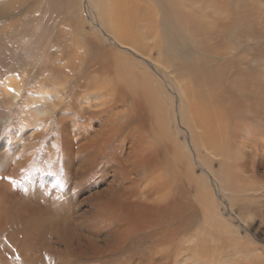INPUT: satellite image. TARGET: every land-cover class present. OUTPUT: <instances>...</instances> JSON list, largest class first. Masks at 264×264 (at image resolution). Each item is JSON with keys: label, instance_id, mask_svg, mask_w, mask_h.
Segmentation results:
<instances>
[{"label": "bare ground", "instance_id": "bare-ground-1", "mask_svg": "<svg viewBox=\"0 0 264 264\" xmlns=\"http://www.w3.org/2000/svg\"><path fill=\"white\" fill-rule=\"evenodd\" d=\"M87 1L94 9L95 18L100 24L99 27L103 28L117 39H121V36H124L128 37L125 39L133 42L135 40V36L133 35L135 31H138L141 32L145 38L148 37V39L154 41L155 35H152V33L157 26L156 23L151 24V21H154L152 18L156 19V17H159V22L162 26L161 32L165 42L164 52L167 55L165 63H167L169 67H172L173 70L176 71V74H191L194 84L198 87H206L207 85L214 84L217 79L219 83V81L223 80L222 73H220L221 69L224 67L230 69L233 76L229 75L227 80L222 81L221 86L223 87L224 85L225 89L221 90V93H219L217 89H214L215 84L209 87L211 90L209 92H207L206 88L204 89V101L213 99L212 102L199 105V99L202 98V95L199 99L196 95L195 102L192 100L193 108H191L192 113H194V122L196 124L198 122L197 126L202 131V135L208 133L210 140H213L210 146V152L213 153V155H218L219 151L222 149H225L223 151L224 153H226V150L231 151L235 143V140L232 139L233 137H230V135L226 133V129H222L224 127L225 118L230 113H235L236 116H239V114H244L248 111L252 121L257 124V128L264 124V114L261 105V102H264L263 96L261 95V91L264 88V0H155L159 7V10L157 9L156 12L147 7V4H143L140 0ZM170 4L172 5V9H170ZM184 5L186 9H184L185 12L181 13V18H179L181 20H179L175 18L177 13H175V15L172 10L181 11L179 7L183 8ZM11 10L12 0H0V19L6 18L8 15L7 13ZM182 17L189 19L191 24L188 20L186 23L190 25L194 22L201 25L200 28L198 27L200 30H194V32L200 35L204 34V38H207L205 41L206 44L201 47L197 41L195 42V40L191 38H181L174 35V29L175 27L177 28V24L185 22L182 21ZM176 19L178 20L176 21ZM3 21L4 22L0 25V33L6 29V35L4 36L2 34L3 37H1L0 34V49L4 53L1 60L4 62L6 61L5 64L7 65L9 46L6 44L7 40L5 38L12 22ZM141 22L149 23L150 27L148 29H145L148 26L145 28L143 27L144 30L139 28V23ZM233 30H241L245 34V37H247L246 41L239 43L241 46L250 49L249 54L243 57V60L229 55H222L225 50L222 43L223 37L226 33L233 34ZM115 31L121 36L119 35L120 37H116L114 34ZM189 34L188 32V35ZM99 39L101 38L99 37ZM100 41L105 42L103 39ZM96 45L93 38L86 39L83 59L73 50L71 57L64 60L63 66L58 62L60 56H55L53 63L50 65V70L53 75L49 79V82L52 83L51 90H48L50 93L43 87L40 89L39 83L43 82V79L37 78L36 74L33 73L26 72L24 76V85L31 84L35 88V91L29 94L23 91L24 85L22 86L21 81L15 79L13 76L6 77L4 82L0 83V104L2 105L0 106V108L2 107L0 109V126H2L5 119L8 118L11 106L19 101L20 117H18V121L27 123L28 125H35L33 133L27 141H20L13 149L3 152L0 156V229L3 228L4 225H9L8 227H10L11 230L7 233V240L21 250V252L18 253L21 258V264H43V262H41L42 256L39 249L46 241L48 234L51 235L58 246H62V249L59 248L57 251V257L62 264H86L92 259L101 258L114 251L119 252L124 249L126 253H129V251L125 249L129 247L131 249L136 247L134 249L135 252H137V250L139 252L137 245L145 236H155L162 246L163 242L166 243L167 240L173 238L175 232L188 229V226L191 224L190 222H192L186 220V217L192 214L187 211L189 216H187V214L185 215V213H187L185 209L189 205L188 197L182 196L176 199L172 196H164L168 188L167 185L170 183L167 185L165 184V190L162 188L164 194L161 197H155L160 199L158 202L156 199L155 201L157 203L153 202V204H158L160 202L159 206H149L148 204H152V201L146 204L144 197H141V189L143 188L139 187L138 184L134 182V179L135 177L144 175V170H142V168L146 169L143 179L149 181L153 186L152 188L157 189L160 187V182L161 185L165 183L164 177L160 174L161 172L157 170L162 167L156 165L157 152L160 153L161 147H163L164 151H167V146H153V154H149L152 156L153 161L143 160V162H152L153 168L155 169L149 168L151 171H148V166L150 167L151 165L147 166L148 163H144L146 167L141 166L143 163H140L139 160V152L141 149L139 148V142L142 140L141 135L140 137L138 136L139 129L143 127L145 121H149V119H151L150 121L159 119L158 109L160 110L161 105L148 83V90L146 89L145 92L143 91L146 83L145 80L149 78L147 72L133 69L131 66L127 65L126 62H122L123 58L121 59L119 56L105 49H100ZM206 47L208 52H214L216 54V59L219 58L221 63L219 61L212 62L211 60H203L200 57V54L205 51ZM140 57H142V55L139 56V58ZM144 62L146 61L144 60ZM241 64L243 65L241 66ZM217 69L219 74H215L218 73ZM211 72L214 74H211ZM214 75H218L216 80L213 79ZM92 76H95V78ZM71 77L73 78V84H71ZM66 80H69V84L65 89L62 88L64 91L62 92V89H60L57 83ZM79 80H81L82 84L85 82L86 86L101 85L102 94L105 95L107 103L100 101L97 104L102 106L98 108L95 107V110H84V107H81L78 102V94L80 93L79 88L81 87V85H79ZM103 84L108 85L104 86ZM232 85L241 91L239 95L238 93L235 94V92H238L236 89L231 90L226 87ZM50 95H53V98H50ZM228 96H233V105L230 103L225 104L226 101L224 102V99ZM97 97L99 98V96ZM83 99H85V97ZM101 114H104L102 115V119H98L102 122V125L97 129L91 117L95 118V116H100ZM177 118H179V116ZM228 118H230V116H228ZM52 119L54 123L57 124L59 131L58 135L61 137L58 142L62 140L64 147L63 158L60 155V167L63 165V168H61V180L58 186L46 182L44 176L41 177L42 175L38 172L31 173L28 167L29 162L33 161L32 167H35V169L38 166L49 168L55 155L58 154L60 147L59 143L58 146L55 147L54 145L56 143L52 144L50 142H44V144L38 146V143L42 141L40 140L41 136L47 132V128L51 125ZM67 121H69V127L67 126ZM109 121H111L113 127L109 125ZM22 127L25 128V126ZM118 129H120L121 135L122 132H126L124 135L126 140L128 138L130 139V145L127 148L124 146V140L115 141L116 131ZM30 132H32V130H30ZM23 135L24 134L21 135L20 139ZM18 140H16V142H18ZM254 142L256 143L255 140ZM204 143L207 144L205 140ZM141 145L142 143H140V146ZM200 146L202 145H199V147ZM242 146L246 145L242 144ZM21 147H25V151L23 149L24 156L22 155V158L20 156L21 161L19 162L14 160L10 153L20 150ZM75 147L77 150H75ZM141 150L142 153H144L143 149ZM121 152L124 154L126 153V156L124 157ZM167 152H169V150ZM250 154L248 157L245 155L241 161L238 162V167L241 168L242 172L248 173L246 178L249 177L252 179L255 173H253L254 171L252 172L254 164L251 159L252 155L250 157ZM165 155H167V153ZM226 157L227 156L223 154L221 160ZM230 158L232 157L230 156ZM164 159L162 161H165V164L169 163L168 167L173 172L171 174L174 180L183 177L184 180L190 183L194 182L195 177L187 176L185 174L186 171L184 172L182 170V167H184L182 166V161L179 162L178 159H175L176 162H174L171 156H169V161ZM111 161L114 162L115 170L112 180L106 182L105 188L101 191L90 193V195L83 199L87 204V210L75 213L73 211L74 203L73 200H71L74 196V191L77 189L80 193L84 192L83 185L85 184V186H87V175L90 173L98 175L101 181H106V174L108 173L106 167ZM219 163L223 166V171L220 173L222 176L220 177L226 184L228 181L230 182L232 180V175L227 171L225 165H223L221 161H219ZM23 168H27V170L24 171ZM188 168L190 169V166ZM262 173L264 174V171H262ZM170 176L171 175L168 177ZM9 178L12 179V185L5 182V180ZM122 178L125 182L122 181ZM169 180L171 181V179ZM195 182L194 185H196ZM126 183L129 184L126 185ZM180 183H182V180ZM198 183H200V180ZM174 184L176 183L174 182ZM19 185H22L21 191L23 195L16 189ZM183 185L186 184L183 182ZM169 186L172 187V184ZM148 187L145 188L144 191L151 186ZM176 187L178 188V186ZM152 188L150 189L152 190ZM185 189H187V187ZM172 190L169 189L167 192ZM182 193L184 192L182 191ZM197 195L200 197L202 193L197 190ZM75 197H77V195ZM201 197L200 200H202ZM145 198L147 199L149 197ZM259 202L261 203V201ZM192 205L193 204L189 206ZM255 206H257L255 207V209H257V215L264 213V204ZM196 213L194 214L195 218ZM206 216L210 215L207 213ZM190 218L191 217L187 219ZM194 219H192L193 222L195 221ZM205 220L209 221L210 219H206L205 217ZM222 220L218 221L220 225L216 224L218 226L217 231L224 232V234H220L221 236L219 235L218 237V240H221L219 241L221 244L218 246L219 250H221L224 245V249L228 248L231 238L237 235L235 234L236 232L230 233L231 224L224 219ZM221 222H223L224 225H222ZM261 223H264V218H262ZM74 224L77 225V228L84 226L85 231L80 232L78 229H73ZM150 226H154L156 231H152L149 234H140L142 230ZM213 227L215 226H212V228ZM130 235H134L133 240L129 239ZM211 235L214 236V234ZM227 235H232V237L230 238V236L228 237ZM207 236H210V234L206 235V237ZM178 241H180V239ZM198 242L200 245L199 240ZM221 242H223V244ZM202 243L203 242H201V244ZM233 244L236 245L234 242ZM155 245L158 246V244ZM204 245L205 244L198 249L200 254L202 252L205 254L208 249H211H207ZM248 245H250V243ZM229 248L231 251L233 250L232 246ZM162 251H159V253L166 254L165 251V253ZM197 252H192V254H197ZM209 253H211V251ZM210 255L211 254L208 256ZM228 262L229 260L225 264H228ZM1 263H3V261H1ZM152 264L154 263L152 262Z\"/></svg>", "mask_w": 264, "mask_h": 264}, {"label": "rangeland", "instance_id": "rangeland-1", "mask_svg": "<svg viewBox=\"0 0 264 264\" xmlns=\"http://www.w3.org/2000/svg\"><path fill=\"white\" fill-rule=\"evenodd\" d=\"M140 1L145 5L147 4L146 6L155 12L159 8L155 0ZM170 6V9H172L171 4ZM179 8L181 9V11H176L174 9L172 10L174 14L177 13V15L175 14V18L178 19L181 18L180 15L181 13L185 12L184 9H186V7L184 5L183 8ZM7 14L8 15L6 18L0 19V25L2 24V22H4L3 20H5V22H12L11 27H9L10 29L8 28L9 32L7 33V36L5 38L7 40L6 44L9 46V52L7 53V55H9V58L7 65L5 64L6 61L4 62L1 60V58L4 56V53L0 49V83L4 82L6 77L13 76L15 79L20 80L23 86L24 76L26 72L33 73L36 74L37 78L43 79V82L39 83L40 89L43 87L47 92L50 93V91L48 90H51L52 83L49 82V79L53 76L50 70V65L53 63L55 56H60V60L58 59V62L61 66H63L64 60L71 57L73 50H75L76 53H78V56L83 59V54H85V40L89 38H93L95 40V43L97 44L96 46L98 48L105 49L106 51H110L112 54L119 56L121 59L123 58L122 62H126V64L131 66L133 69H138L149 74V78L145 80L146 83L144 85L143 91L145 92L146 89L148 90L147 85L149 84V87H151L154 91V95L156 94V98L161 106L160 110L158 109L159 119H156L154 121L152 120L153 122L150 121L151 119H149V121H145L143 127H140L141 129H139L138 136L140 137L141 135L142 138L141 142H139V148L143 149L144 153H142V150L140 149V158H138L140 160V163H143L141 164V166H145V164H147L148 162H143V160L153 161L152 156H150L149 154H153V148L156 147V145L167 146V151L169 150V152L164 151L163 147L160 148V153L157 152L158 156L156 165L162 167L161 169L157 170L161 172L160 174L164 177L165 183L164 185H161L160 182V187H158L159 189L152 188L153 186L151 185V183L146 179H143L146 170L144 168H142V170H144V175L141 177H135L134 182H136L139 187L143 188L141 189V197H144L146 204L152 201V204H148L149 206H159L160 202L158 204L156 203L160 198L158 199L155 197H161L164 194L165 184L167 185L168 183L172 184L173 188L169 186V184L167 185V189L173 190L167 192L168 190L166 189V195H164L165 197L172 196L176 199H179L182 196L188 197L189 205L193 204L192 206L188 205V209L187 207L185 209V212L188 211L190 214H192L189 216L188 212L185 213V215L187 214V216L191 217L190 219H187L189 217L185 216L186 220L192 221L190 222L191 224L190 226H188V229L182 230L180 232H175L179 235L174 233L173 238L171 240H167L166 243L163 242L162 246L157 241V238L155 236H145L137 245L139 252L138 250L137 252H135L134 249L136 247L133 249L129 247L125 248L127 251H129V253H126L124 249L119 252L114 251L101 258L92 259L86 264H152V262L154 264H225L228 260V264H235L236 261H238L236 262V264H264V223H261L262 218H264V213H260L259 215H257V209H255V207H257L255 205L264 204V174L262 173V171H264V124H262L261 122V127L257 128V124L252 121L251 115L248 111L244 114H239V116H236L235 113H230L229 115L227 114L228 116H230V118L226 116L224 127L222 129H226V133H228L230 137H233L232 139L235 140L234 145L237 147L233 145L231 151L226 150V153H224L223 151L225 149H222L219 151L218 155H213V153L210 152V146L213 140H210V138L208 137V133L202 135V131L197 126L198 122L197 124L194 122V113H192V100L195 102L196 95L198 96V99L202 95V98L200 99L201 101H204L205 98L203 97V94H205V88L207 92H209L211 91L209 87L215 84L214 89H217L219 93H221V90L225 89L224 85V88L221 86L222 81L227 80L229 75L233 76V73L230 72L229 68L224 67L221 69L220 73H222L223 80L219 81L218 83V79L216 80L218 75H214L213 79L216 80L217 83L215 82L214 84L207 85L206 87L196 86L193 82L191 74H176V71H174L172 67H169L167 63H165L167 55L164 52L165 42L163 39L164 36L161 32L162 26L159 22V17H156V19L152 18V20L154 21H151V24L156 23L157 26L152 33V35H155L154 41L152 39H148V37L145 38L144 35L141 34V32L135 31L133 35L135 36V40L132 42L131 40L125 39L128 37L121 36L115 31L114 34L116 37H118L119 35L121 36V39H117L106 30L99 27L100 24L95 18L94 9L87 0H12V10ZM178 19H176V21ZM187 20L190 23L189 19L182 17V21L185 22L177 24V28L175 27L174 29V35L181 38H191L195 40V42L197 41V43H199L202 47V45L206 44L205 41L207 38H204V34L200 35L194 32V30H198L201 25L197 22H194L192 23V25L194 26H192L190 25L191 23H186ZM139 24V28L143 30L147 26L148 27L145 29H148L150 27V24L146 22H141ZM233 31V34L226 33V35L223 37L222 43L225 47V50L222 55H229L231 57L233 56L234 58H241L243 60V57L249 54L250 49L248 47L241 46L239 43L246 41L247 37H245V34L241 30ZM188 32L190 33L189 35ZM0 34L1 37H3V35L5 36L6 29ZM99 37L105 42L100 41L101 39H99ZM87 52L89 53L88 50ZM141 55L142 57L139 58V56ZM200 57L203 60H211L212 62L219 61L221 63V60L219 58L216 59V54L214 52H208L207 47L205 48V51L200 54ZM144 60L146 62H144ZM242 65L243 64H241V66ZM217 72L218 73L215 74H219L218 69ZM211 74L214 73L211 72ZM92 77L95 78V76ZM71 79V84H73V78L71 77ZM57 84H59L60 89H65V87L69 84V80ZM79 85H81V87L79 88L80 93L78 94V102L80 103L81 107H84V110H95L96 108L102 106L97 104L100 101L107 103L105 95L102 94L101 85L86 86L85 82L84 84L81 83V80H79ZM103 85L106 86L108 84ZM226 87L231 90L236 89L233 85L230 87ZM34 89L35 88L33 87V85L25 84L23 91L29 94L30 92L35 91ZM236 90L238 92H235V94L238 93L239 95V92L241 91H239L238 89ZM62 92H64L63 89ZM261 95L264 99V88L261 91ZM97 96H99V98ZM49 97L53 98V95H50ZM84 97L85 99H83ZM207 97L209 98L208 94ZM228 97L224 99V102L226 101L225 104L230 103L233 105V96ZM200 99L199 105H205L207 104V102L209 103L213 101V99H208V101H204V103L201 102ZM19 103L20 101L18 103H14L11 106L8 118L5 119V122L2 124V126H0V156L3 152L13 149L20 141H27L33 133V128H35L34 124L28 125L27 123L18 121V117H20L18 106ZM261 103L262 112L264 114V102ZM0 106L2 105L0 104ZM102 115L104 114L95 116V118L91 117L92 121L95 122L97 129L102 125V122L99 121V119H102ZM178 116L179 118H177ZM53 119L51 121V125L47 128V132H45L41 136L40 140L42 141L38 143V146L44 144V142H50L52 144L56 143L54 145L55 147L58 146L59 143L61 148L59 147L58 154L55 155L53 161L50 163L49 168L38 166L35 169V167H32L33 161L29 162L28 167L30 168L29 170H31V173L38 172L40 175H42L41 177L44 176V180L46 182L50 184L53 183L54 186H58L60 185L61 180V168H63V165L60 167V155L63 158L64 147L62 140L58 142L61 137H59L58 135V126L56 123H54ZM18 124L25 126V128ZM109 125L112 126L111 121H109ZM67 126L69 127V121H67ZM30 130H32V132H30ZM119 132L120 129L116 131L115 141L117 142L118 140H124V146L125 148H127L130 145V139L128 138L126 140L124 136L126 132H122V135L121 132ZM22 134H24L25 136L23 135V137L20 139ZM16 140H18V142H16ZM204 140L207 144L204 143ZM254 140L256 141V143L254 142ZM140 143H142L141 146ZM242 144H245L246 146H242ZM73 145L77 146L76 144ZM199 145L202 146L199 147ZM24 148L25 147H21L20 150L13 151L10 153V155L14 160L20 162L21 158L24 156ZM75 150H77L76 147ZM165 152L167 153V155H165ZM223 154H225L227 157L221 160ZM249 154L250 157L252 155L251 159L253 160L254 164L252 172L254 171V176L257 174L255 178L253 176L252 179H250L249 177L246 178L248 173L242 172L241 168L238 167V162L241 161V159L245 155L246 157H248ZM122 155L125 157L126 153H122ZM146 155L149 156V159ZM168 155L171 156L172 159H174V162H176L175 159H178L179 162L182 161V166H184L182 167V170L184 172L186 171L185 174L187 176L195 177L194 182L197 180L195 182L196 185H194V182L190 183L184 180L183 177L179 178L180 180L175 179L176 181L172 178L171 173L173 172L168 167L169 163L165 164V161H162L164 158V160L169 161ZM230 156L232 158H230ZM219 161H221L223 165H225L227 171L232 175V180L230 182L228 181L226 184L220 177L222 176L220 173L223 171V166L219 163ZM148 165L151 166L149 167ZM147 166L148 169L153 168V163H148ZM189 166L190 169L188 168ZM106 168L108 172L106 174V181H101L98 175L90 173L87 175V186H85V184L83 185L84 192L80 193L77 189L74 191V196L71 198V200H73L74 203L73 211L75 213L82 211L84 212L85 210H87V204L83 201V199L90 195V193L101 191L105 188L107 184L106 182H110L112 180L115 173L114 162L111 161ZM23 170L26 171L27 168H23ZM148 171L151 170L149 169ZM168 174L171 176L168 177ZM168 178L173 182H171ZM181 180L182 183H180ZM199 180L201 184L198 183ZM122 181L125 182L123 178ZM5 182L12 185L11 178L5 180ZM174 182L176 184H174ZM183 182L186 185H183ZM127 184L129 183H126V185ZM148 186H151L150 188H152V190ZM176 186H178V188ZM184 186H186L188 190L185 189L186 187ZM147 187L149 189H146L144 191V189ZM21 188L22 185L16 187V189L22 194ZM162 188L164 190H162ZM196 189L199 190L202 195L206 194L204 195L205 198L201 195L202 197H200L202 198V200H200L199 195H197ZM159 190L161 191V193ZM182 191L184 193H182ZM185 193L188 196H186ZM76 195L78 198L75 197ZM189 195L191 198L189 197ZM191 195H193L194 197ZM145 197L149 198L146 199ZM156 199L157 202L155 201ZM258 199L259 201H261V203L258 201ZM153 202L156 203L153 204ZM191 212H197L196 218L194 216L195 213ZM207 213L210 216H206ZM193 216L195 219L193 218ZM205 217L206 219L210 220L206 221ZM215 218H218L219 220L224 219L226 222L231 224L230 233L236 232L235 234H237L234 235V237H232V235H227L228 237L230 236V238L232 237L230 240L231 242H229L228 248L224 249V245L221 250L218 249V246L221 245L219 242L221 240H218V237L220 234H224V232L222 233L217 231L218 226L216 224L220 225V223L218 222L219 220H216ZM192 219H194L195 221L193 222ZM208 222H212L213 224ZM221 223L222 225H224L223 222ZM211 225L215 227L212 228ZM8 226L9 225H4V227L0 229V264H21V258L18 255L21 250L16 248L15 245L7 240V233L11 230ZM73 229H78L80 232L85 231L84 226L77 228L76 224L73 225ZM155 229L154 226H150L142 230L140 234H149L152 231H156ZM209 234L210 236L206 237V235ZM211 234H214V236H212ZM133 237L134 235H130L129 239L133 240ZM179 239L180 241H178ZM198 240L200 241V245ZM201 242L203 243L201 244ZM233 242L237 246L234 245ZM245 242L247 246L245 245ZM221 243L223 244V242ZM249 243L250 245H248ZM155 244H158L159 247ZM203 244H207L206 246L204 245V247H207V249H211H208L205 254L203 252L200 254L198 249ZM41 246L42 247L39 249V251L42 256L41 262H43V264H62L60 259L57 257V251L59 250V248L62 249V246H58L50 234L47 235L46 241ZM230 246L233 247L232 251L229 248ZM159 251H162L163 253L166 252V254L159 253ZM195 251H198L197 254H192V252ZM210 251L211 253H209ZM209 254L211 255L208 256ZM1 261H3V263H1Z\"/></svg>", "mask_w": 264, "mask_h": 264}]
</instances>
